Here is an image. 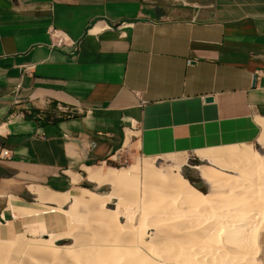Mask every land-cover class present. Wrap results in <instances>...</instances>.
Segmentation results:
<instances>
[{"label":"crops","instance_id":"0c3cea01","mask_svg":"<svg viewBox=\"0 0 264 264\" xmlns=\"http://www.w3.org/2000/svg\"><path fill=\"white\" fill-rule=\"evenodd\" d=\"M263 121L264 0H0V224L24 225L13 204H51L41 191L101 186L89 167L122 154L184 156L208 193L203 175L228 157L236 175L261 168ZM49 213L22 216L42 226Z\"/></svg>","mask_w":264,"mask_h":264},{"label":"bare ground","instance_id":"6f19581e","mask_svg":"<svg viewBox=\"0 0 264 264\" xmlns=\"http://www.w3.org/2000/svg\"><path fill=\"white\" fill-rule=\"evenodd\" d=\"M261 126H262L263 131H264V121L261 122ZM239 165H240V163H239ZM242 166H245L243 168L248 169L246 167L247 165L244 164V162L242 163ZM176 167L179 168L180 165L176 166ZM260 167H262V169H264L263 168L264 166H260ZM103 168H99L97 166H93L91 168L89 167V169L87 168L89 178L91 180H93L94 182L100 184V185H103V184H108L110 186L112 185L113 188L114 187L116 188L117 185H124L126 187H129V189H131L132 191L134 190L136 192V197H138L137 195L140 194L138 191L139 186L138 187L136 186V184H137L136 182H138V181L135 179V177L133 175V172H134L133 168H131V167L120 168V169L115 168V167H106L104 169ZM144 168L148 172L147 175L149 176V178L146 180V184H144L146 187V189H144L145 190L144 191V194H145L144 198L143 197H141V198H143L142 203H144V208L145 209L151 208V211L153 210L152 208H157V207L162 208L163 207L162 202H164V197L166 200L167 195H171L172 198L173 197L176 199L179 198L183 202V203H181V201L179 200L181 205L183 204L182 205L183 207L190 208L191 211L194 210L196 212V210H199V209L203 210L202 208H204V207L205 208H208V207L213 208L211 206L214 205V203H216V201L218 200V197L221 193L220 189L217 188L218 187L217 185L219 183H221V181H219V183H217V181L219 179H221L220 177L222 176V174L221 175L219 174L220 175L219 176L218 173H216L217 171L211 172L212 170L210 168H209L210 170L207 168L208 171H210L209 173H211V174L214 173L213 175L216 174L217 176L216 175L215 176L208 175L207 173H205L203 171V174H207V175H203V176H205L208 180H211L210 183H211L212 188L210 189V191L208 193L200 192L199 190L194 188L187 181L186 178H184L183 176L180 175L179 171H175L174 173H164L163 175H161V174H157V172L155 174L153 169L151 168V166L148 163L144 164ZM204 168H205V166L203 167V169ZM237 168H238V165H237L236 169ZM243 168H241V169H243ZM254 168L255 167H253V169ZM257 175L263 176L264 171L257 173ZM223 176H225V175H223ZM243 176H246V175H244L243 173H239L238 176H236V177L238 179L239 177H243ZM261 180H262V177H261ZM261 180H260V182H261ZM228 182H230V180H228ZM258 182H259V179H258ZM258 182L256 181V183H258ZM231 183H228V184L229 185L231 184V186L234 185V182H231ZM236 183L237 182H235V185H236ZM241 183L243 185V182H241ZM261 184L263 186V183H260L259 186ZM214 187H216V188H214ZM242 187L243 186H241V188ZM257 188H258V190L260 189L261 191H264V189L259 188L258 185H257ZM242 189H244V188H242ZM258 190H257V192H258ZM132 191H131V194H132ZM134 191H133V194H134ZM257 192H256V194H257ZM261 193H263V192H261ZM39 195L38 196H39L40 200H44V201L47 200L49 203L51 202V203L55 204V207H49L48 205H44L43 203L40 204L41 202L38 203L40 205H37L35 203L13 204L10 208L12 211L11 213H13V215H12L13 218L15 217V212H18L21 215L41 214L42 212H52V213L57 214L58 217L55 220V222L56 223L58 222L57 224L60 225V224L65 223V220H66L65 217H67V216L71 217L72 216L71 210H62L61 207L63 204H65V202H69L72 205H83V206H85L91 210H95V211L99 209V210H101V213H102L101 217L102 216L104 217L103 220H105L106 216L109 219L114 218L119 213L118 209L113 211V212H111V211L108 212L107 210H105V211L102 210L103 209L102 207L106 203H108L110 200L117 199V194H115L114 192H110L108 194H98V193L93 192V191L86 189V188H77V189H74L73 191H70V192L67 191V192H60V193L41 191ZM233 195H235V194H233ZM243 195L245 196V194H243ZM220 196H222V195H220ZM235 196H233V197L229 196L231 201L233 200L232 202L235 203V205H234V203L232 204V205H234V207L232 206L233 207L232 210H230V208H229L230 211L228 210L229 212L232 213V215H230L229 217H227V216L224 217L226 215L224 213V214H221L220 215L221 217H220L219 215H217L215 213V216L218 218L217 220L213 219L212 220L213 222L210 221L208 227H205V225L207 223L204 225L205 222L202 221L203 224L200 223L199 227L196 229L194 226L196 225L197 221H195V223L193 222L194 224L190 223L193 220L192 216L193 217H196V216L195 215H188V217H185L183 215L185 218L188 219V221L191 217L190 221L187 223V220H186L187 226H185L186 225L185 219L184 220L182 219V221H183L182 223L185 224L184 226L182 223L180 226H179L180 223L175 224L176 227L179 226V229L177 227L178 230L176 228H174V229H176L175 232H180V234L176 235L177 237L174 236L175 238H172V239H170L172 236L168 237L169 240L165 238V240H167L168 242L167 241L164 242L165 240H162V241L157 240L158 236L155 238L156 240L152 239L154 237H151V240H149L148 242L140 241L139 238H141V237L143 238L144 235L141 236L140 235V234H142L141 232H140V234H137V232H136V234L134 233L136 230H139L141 228V225L138 228L139 223L135 224V222H133V225H138L135 227L138 229L134 230L133 234H131V235H134V237L131 235H127V237L129 236L130 238L131 237L132 238L128 239L125 237L123 238L121 236H120L121 238H119V237H117L119 235V233L117 231H119L118 226L121 227V225H116L115 223H113V222H115V220H113V222L111 220H109L110 222L113 223V225L105 220V221H100V222L104 223L103 225L109 229V232H108L109 234H114L113 236L116 235L115 236L116 238H119V240L121 239L120 243H118V242L115 243L114 240H116V239H114V238L110 239V241H112V242L114 241V243L110 242L109 238H107L105 236V234H103L104 230H102V229L99 230V228L95 229L92 227V229H90L91 233H92L90 235V239L93 237L92 235L94 234V237L96 238V240H94V243H92L88 246H83L82 248H79V250H76L75 248L77 247L76 242L79 241L81 236L78 238L76 236L75 239L73 238L74 239L73 245H64V246H59V247L54 246V248H51L52 246H50V248L49 247L47 248L46 246L41 247V244L39 246L33 245V244L29 245L30 243L27 245V242L25 243L21 240V238H19V239H16L17 241L14 242V244L12 241H9V242L6 241L5 242L6 244H4V245L0 244V253H1L0 255H2V256L4 254L7 255V253H9L11 251V248H15V250L16 249H20V250L24 249V250H30L33 252L35 251V252L40 253V254L42 253L41 255H43L44 252L47 254L48 251H51V253L49 252L50 255L52 256L51 264L54 263L53 260L56 263L58 262L57 264H69L70 262L67 260V258H64L63 256H61L62 254L60 255V253H62L64 251L70 253V252L74 251V250H72V248L75 246V248H74L75 251L72 252V254H71V255H73V253H74V255H73L74 257L72 256L74 259L73 258L72 259L74 262H76L75 264H169L168 260H170V261L173 260L174 262H177L178 264H236V263L247 264V263H251L254 261L255 256L257 254V250H258V248L255 247V237H256L258 231L264 230V208H262L263 205H261L262 207H260V208H259L260 205L257 206L256 208H255V206L249 205V204H251V202H250L251 198L245 197L244 200L246 202L247 201H249V202H247L248 208L246 207L247 209L244 210L245 208L243 209V208L237 207L238 205H240V206L242 205L244 207V205H245V201L243 200L244 197H242V195H240V197H242V198H240L237 195H235ZM251 196H252V194H251ZM254 197H255V195H254ZM256 197H258V196H256ZM260 197L262 198V196H260ZM260 197H258V199ZM138 198H137V200H138ZM223 198H225V197H223ZM227 198L228 197H226V199ZM251 201H252V199H251ZM247 203L245 206H247ZM256 204H258V202L255 201V205ZM141 205H140V208H142ZM252 207H253V209H252ZM60 208H61V212L59 211ZM188 208H187V210H188ZM237 208L238 209L240 208L241 210L240 209L238 210ZM181 211L182 210H180V213H181ZM194 211H192L193 212L192 214H195ZM147 212H148V210H145L144 213L146 214ZM163 212H165V211H163ZM166 212H167V210H166ZM183 212L184 211H182V213ZM198 212H197V214L201 213V211L199 213ZM229 212L227 213L228 215L230 214ZM176 213L177 212H175V214ZM185 213H187V212H185ZM210 213H208V214H210ZM99 214H100V212H99ZM151 214H152V212H151ZM165 214H168V213H165ZM201 214H203V213H201ZM170 215H171V213H170ZM179 215H181V214H179ZM222 215H224V216H222ZM165 216L163 218H168L169 214L167 217H165ZM176 216H178V214ZM209 218H208V220H209ZM222 218L224 219L223 221L220 220ZM169 219H167V220L170 221ZM179 219H181V218H179ZM156 220L157 219H155V221ZM201 220L202 219H200L198 222H201ZM10 221L11 220H9V221L5 220L4 223L8 225V224H10ZM152 221L154 222L153 219H152ZM130 223H132V222H130ZM144 223H142V224L144 225ZM169 223H172V222H169ZM128 225H129V229L130 228L134 229L133 228L134 226H131L132 224L131 225L128 224ZM189 225L190 226L194 225L193 226L194 229H193V227H190ZM188 226L190 227V229H187V228H189ZM130 231L132 232L133 230H130ZM47 233H48V238L46 239V241L53 244L52 241H54L56 239V237H54L55 233L53 231H50V230H48ZM89 234L90 233H88V235ZM138 235H139V237H138ZM65 237H67V236H65ZM164 237L165 236H163V238ZM88 238H89V236H87V238H85V239H88ZM35 244H37V243H35ZM45 244L48 245L47 243H45ZM52 244H49V245H52ZM76 251H79V252H76ZM63 255H64V253H63ZM43 256H45V255H43ZM51 256L49 258H51ZM49 260H51V259H49Z\"/></svg>","mask_w":264,"mask_h":264},{"label":"rangeland","instance_id":"374dc122","mask_svg":"<svg viewBox=\"0 0 264 264\" xmlns=\"http://www.w3.org/2000/svg\"><path fill=\"white\" fill-rule=\"evenodd\" d=\"M251 148L257 153L256 160L259 157L262 158V160L260 162L261 163L263 162V164H260V165L264 166V131H263V128L261 129V133H260V136H259V138L257 140V143L254 144L253 146H251ZM246 152H248V150H246L245 148L243 150L242 149H233V155H237V154H240V153L243 154V153H246ZM177 156L178 155H165V156H158V157H141V156L132 155V154H128V155L127 154H125V155L122 154V158H120V159H116L115 158L114 161H108V162L105 163V166L103 164H99V165H102L103 167H115V168H118V169L131 167V168H133V171H134L133 175H134L135 179L138 181V182H136L138 184V185L136 184V186L137 187L139 186L138 187V191H139L140 194L137 195L139 198L136 197V192L134 190H133L134 191V194H133V191L131 189H129V187H126L124 185H117L116 188L115 187L113 188L112 185L111 186L110 185H101V186H97L96 187V185L94 184L95 186L91 185V188L89 189V190H91L93 192H96L98 194H108L110 192H114L115 194H117V199L110 200L108 203H106L102 207L103 208L102 210H104V211L107 210L108 212H110V211L113 212V211L118 209L119 213H118L117 216H115L116 218L114 217L115 219L111 218V217H110L111 219H109L107 216L105 217V220L107 222H109L110 224L113 225V223H115L116 225H121L122 228L120 226H118L119 227L118 228L119 231H117V232L119 233V235L117 237H119V238H121V237L124 238L125 237V238H128V239H131L132 237L131 238L129 236L127 237V235L133 234L134 230L138 229L140 227V225H141V228L134 232L135 234H136V232H137V234H140V232H141L142 234H140V235L141 236L144 235L143 238L140 236L141 237V238H139L140 241L148 242L149 240H151V237H154L152 239H155L157 236H158L157 240H159V241L165 240V238L168 239V237H170V236H172L170 238V239H172V238L177 237L176 235L180 234V232H175V231H176L177 227L179 229V226L183 222L182 219L183 220L185 219V224H186V220H187V223L190 221V219H191L190 216H189L190 217L189 221H188L187 218H185V217H188V215H195L196 216V217L192 216V219L194 221L192 220V222H190V223H193V222L195 223V221H197L195 226L194 225H191V226L189 225L190 227L194 226L195 229H196V228L199 227L200 223L203 224L202 221L205 222L204 225L207 223L208 225L206 224L207 226L205 225V227H208L210 221H212L213 219L214 220L218 219L215 216V213L217 215H219V216L221 214L225 213L226 214L225 216L222 215L224 217H226V216L229 217L230 215H232V213L229 212V211L232 210V208L234 207L235 203L232 202L233 200L231 201L229 196L233 197V196L237 195V196L240 197V195H242V197H244L243 200L245 199V197H249V198L252 199V201L250 199L251 204H249V205L255 206V208L257 206H259V205H260L259 206V208H260V207H262L261 205H263L262 208H264V198H263L264 197L263 196L264 195V191H261L260 189L258 190V188H257V185H258L259 188L264 189V182H263L264 181L263 180L264 179L263 178L264 175L263 176H258L257 175V173L264 171V169H262V167L259 168L260 170L257 169L256 167H258V166H256V164L252 165V167H255L254 169L250 165H249L250 167L246 166L248 169L243 168L245 166L241 165V168H243V169H239L240 170L239 173H243L246 176L239 177L237 179L236 176H238V174L237 175L235 174V172L237 170H235V167H233V165L235 164V159L238 156H231V157H234V158L230 159L231 157H228V159L226 160L227 162L223 163V164H225L224 165L225 168L230 167L231 169H227L224 172L222 170L220 171L223 174L221 173L222 174V176L220 177L221 179H219L217 181V183H219V181H221V183H219L217 185L218 186L217 188L220 189V192H221L220 195H222V196L219 195L218 200L216 201V203H214V205L211 206L213 208L208 207L209 208L208 209V208L204 207L206 210L204 208H202L203 210L199 209V210H196V212L194 210H192V211L195 212V214H192L193 212L190 210V208L183 207L182 206L183 204L181 205V203H183V202L179 198L176 199L174 197L172 198L171 195H167L166 196V200H165V197H164V202L165 203L162 202V206H163L162 208L161 207L160 208L159 207L152 208L153 209L152 211H151V208L145 209L144 208V203H142V201H143L142 199L144 198V195H145L144 194V191H145L144 189H146L144 184H146V180L149 178V176L147 175L148 172L144 168V164L148 163L151 166V168L153 169L155 174L157 172V174L163 175L164 173H174L175 171L181 170V175L183 177L184 176L185 177H190L189 174H191L193 172L192 169H190V166H193L191 164L192 161L185 162V157L181 156L182 159H183V163L178 168V167H176L178 165H176V162L174 161L175 157H177ZM258 161H259V159H258ZM183 164H186V165L183 166ZM227 174H230V176L227 175ZM223 175H225V176H223ZM233 175H236V176H233ZM192 176H194V175H192ZM261 177H262V180H261ZM258 179H259V182H258ZM228 180H230V182H228ZM260 180H261V182H260ZM256 181L258 183H256ZM231 182H234V185L231 186V184H232ZM235 182H237L236 185H235ZM241 182H243V185H242ZM83 183H84V181H82L81 185L76 186V187L74 186L75 188H71L68 192L73 191L74 189H77V188H85V187L82 186ZM228 183H231V184L229 185ZM260 183H263V186H262V184L259 186ZM239 184L241 186H243L242 188H244L245 190L242 189ZM214 188H216V187H214ZM257 190H258L259 193L257 192ZM131 191H132V194H131ZM209 191H210V186H209ZM256 192H257V194H256ZM261 192H263V193H261ZM233 194H235V195H233ZM243 194H245V196ZM251 194H252V196H251ZM253 194L255 195V197H254ZM256 196H258V197L262 196V198L260 197L258 199V197H256ZM141 197H143V198H141ZM223 197H225V198H223ZM226 197H228V198L226 199ZM242 197H240V198H242ZM137 198H138V200H137ZM179 200L181 201V203L179 202ZM29 201L31 202V200H29ZM255 201L258 202V204L255 205ZM247 202H249V201H247ZM247 202L245 201V205H246ZM233 203H234V205H232ZM140 205H141L142 208H140ZM245 205H244V207L242 205L241 206L238 205L237 207H240V208H243V209L245 208L244 210H246L248 208V203H247V206H245ZM48 206L49 207H55V204L51 203ZM61 208H62V210H71L72 211V214H71L72 216L70 215L71 217H68V216L65 217L67 221L65 220V223L60 224V225L57 224L58 222L56 223L55 221L53 223L50 222V220L54 217V215L56 213L45 214V215L49 216V219L47 221L48 224L47 223L46 224L43 223V220H42V223H41L42 226L40 224L34 222L35 219H32L31 217L30 218H24L20 213H16L15 217L21 218L22 219L21 223L24 224V225L19 228L18 222L16 224H13L12 221H10V224H8V225L7 224L3 225V223H1L0 225L3 226V227L0 229V244L4 245V244H6L5 243L6 241L7 242L12 241L13 244H14V242L17 241L16 239L21 238V240L23 242H25V243L27 242V245L29 243H30L29 245L33 244V245H37V246H39L41 244V247H45L46 246L47 248L48 247L50 248V246H52L51 248H54V246L59 247V246H64V245H73L75 237L77 236V238H78V237L81 236L79 241H77L78 243L76 242V246L77 247L75 248V246H74L72 248V250L75 251V249L79 250V248H82L83 246H88V245L94 243V240H96V238L94 237V234L92 235L93 237L90 239V235L92 234L90 229H92V227L95 228V229L99 228V230L100 229L104 230L103 234H105V236L107 238H109V241H110L111 238H114V239H116V240H114L115 243H117V242L120 243L121 239L119 240V238H116L115 237L116 235L113 236L114 234H109L108 233L109 229L103 225L104 223L100 222V221H105V220H103L104 217L103 216L101 217V214H102L101 210L98 209L99 211L98 210L95 211V210H91V209H89V208H87V207H85L83 205H72L69 202H65V204H63ZM61 208L59 210L60 212H61ZM187 208H188V210H187ZM229 208H230V210H229ZM144 209L148 210V212H147L148 214L144 213L145 212ZM252 209H253V207H252ZM166 210H167V212H166ZM180 210H182L184 212L182 213V211H181V213H180ZM163 211H165V212H163ZM198 211L199 212L201 211V213H203V214H201V213L197 214ZM99 212H100V214H99ZM151 212H152V214H151ZM175 212H177V213L175 214ZM185 212H187V213H185ZM228 212L230 213L229 215L227 214ZM165 213H168L169 216H168V214H165ZM170 213H171L172 216L170 215ZM208 213H210V214H208ZM177 214H178V216H176ZM179 214H181V215H179ZM163 215L164 216L166 215L165 217L168 216V218H163L164 217ZM207 217L208 218L210 217L209 220H208ZM179 218H181V219H179ZM152 219L154 220V222L152 221ZM155 219H157L156 221L158 223L155 221ZM167 219H169L170 221H168ZM200 219H202L201 222H198ZM109 220H111L112 222H113V220H115V222L112 223ZM220 220L223 221L224 219L222 218ZM130 222H132V223H130ZM133 222H135V224L139 223L138 224L139 226L138 225H133ZM169 222H172V223H169ZM142 223H144V225ZM128 224H130V225L132 224L131 226H134L133 227L134 229H132V228L129 229V225ZM175 224H179V226L176 227ZM182 224H183V226L185 225L184 223H182ZM49 225L51 227H48ZM136 226H138V228H135ZM185 226H187V224ZM190 227L187 228V229H190ZM194 227H193V229H194ZM42 228L43 229L46 228L47 229L46 232ZM174 228H176V229H174ZM48 230L53 231L55 233L54 237H56V239L54 241H52L53 244L49 243L48 241H46V239L48 238V233H47ZM130 230H133V231L131 232ZM88 233H90V234L88 235ZM65 236H67V237H65ZM87 236H89V238L85 239V238H87ZM131 236L134 237V235H131ZM163 236H165V237L163 238ZM138 237H139V235H138ZM114 241L113 242L110 241V242L114 243ZM166 241L167 240H165L164 242H166ZM34 242L37 243V244H35ZM45 243H47L48 245H46ZM49 244H52V245H49ZM255 247L258 248V252H257V255H256L257 258L259 260H261L262 264H264V232L263 231H258V233H257V235L255 237ZM74 251H72V252H74ZM49 252L51 253V251H48L47 254L44 252L43 255H45L46 256L45 257V256L41 255L42 253L40 254V253H37L35 251L33 252V251H30V250H24V249H22V250L16 249L15 250V248H11V251L9 253H7L8 256L5 255V254H4L5 256L4 255L3 256L0 255L1 256L0 257V264H29V263L30 264H46V263L47 264L48 263L51 264L52 256L50 255ZM72 252L69 253V252H65L64 251L62 253H60V252L59 253H60V255L62 254L61 256H63L64 258H67V260L70 262L69 264H75L76 262L73 261L74 253H73V255H71ZM76 252H79V251H76ZM63 253H64V255H63ZM50 256H51V258H49ZM49 259H51V260H49ZM169 261L170 260H168L169 264L171 262L173 264H178L177 262H174L173 260L170 261V262ZM53 262H54L53 264L56 263L54 260H53Z\"/></svg>","mask_w":264,"mask_h":264},{"label":"built area","instance_id":"2783aa9c","mask_svg":"<svg viewBox=\"0 0 264 264\" xmlns=\"http://www.w3.org/2000/svg\"><path fill=\"white\" fill-rule=\"evenodd\" d=\"M180 2H184V0H178ZM127 24L124 22H119L115 25L116 30H121L124 28ZM49 38H50V45L53 47H62L66 45L67 43V37L60 31L56 29H50L48 32ZM32 70V66L30 65H23L21 66V71L25 74L30 73ZM20 84H16V88H19ZM73 109L63 110L65 116L69 117L72 115ZM76 112V111H75ZM9 156V152L5 149L0 148V158H6Z\"/></svg>","mask_w":264,"mask_h":264},{"label":"trees","instance_id":"16d2710c","mask_svg":"<svg viewBox=\"0 0 264 264\" xmlns=\"http://www.w3.org/2000/svg\"><path fill=\"white\" fill-rule=\"evenodd\" d=\"M184 178H186L187 181H188V182H189L194 188H196V189L199 190L200 192H204L203 188L198 187V186L195 184V182H193V180H192L190 177H185V176H184ZM82 186L85 187V188H87V189H90V188H91V185L88 184V183H86V182H84V183L82 184Z\"/></svg>","mask_w":264,"mask_h":264},{"label":"water","instance_id":"95a60500","mask_svg":"<svg viewBox=\"0 0 264 264\" xmlns=\"http://www.w3.org/2000/svg\"><path fill=\"white\" fill-rule=\"evenodd\" d=\"M180 171V175H181V170H179ZM182 176V175H181Z\"/></svg>","mask_w":264,"mask_h":264}]
</instances>
